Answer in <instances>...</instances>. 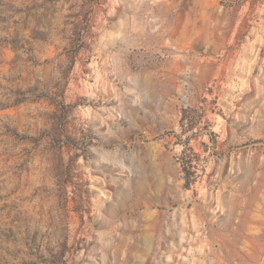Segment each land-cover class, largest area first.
<instances>
[{"label":"rangeland","instance_id":"rangeland-1","mask_svg":"<svg viewBox=\"0 0 264 264\" xmlns=\"http://www.w3.org/2000/svg\"><path fill=\"white\" fill-rule=\"evenodd\" d=\"M0 264H264V0H0Z\"/></svg>","mask_w":264,"mask_h":264}]
</instances>
